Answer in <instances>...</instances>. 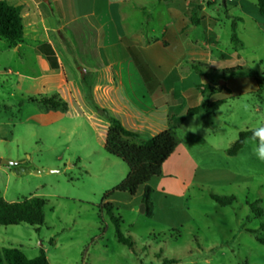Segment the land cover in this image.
Returning <instances> with one entry per match:
<instances>
[{
    "label": "rangeland",
    "instance_id": "374dc122",
    "mask_svg": "<svg viewBox=\"0 0 264 264\" xmlns=\"http://www.w3.org/2000/svg\"><path fill=\"white\" fill-rule=\"evenodd\" d=\"M226 1L206 4L211 22L218 21L217 38L203 29L190 38L218 46L226 55L220 67L240 66L244 73L223 75L222 69L218 72L206 61L197 60L192 50L174 71L191 75L181 84L192 95H200V85L209 83L219 89L212 100H225L224 114L218 110L209 116L178 119L180 128L175 132L197 153L198 165L184 196L169 194L164 209L149 217L141 212L143 188L135 196L115 192L109 201L131 247L118 241L116 225L103 205L105 195L125 180L129 166L105 150L109 118L121 120L128 129L138 128L142 138H150L154 131L168 129L166 116L171 112L168 107L152 108L141 73L125 60L106 71L91 73L87 82L78 83L80 94L76 92L75 97L64 94L68 111L54 122L37 125L13 120L12 137L0 140V196L8 202L41 196L49 205L45 224L40 227L0 225V251L20 248L28 258H35L44 250L50 264H264V245L258 241L263 235L259 228L264 222V163L252 155L248 139L236 156L227 154L240 132L264 124V91L257 92L258 85L250 75L264 74V27L248 18L232 19L230 15L242 14L231 5L225 9ZM233 23L240 44L232 41ZM204 24L207 26V20ZM160 26L155 19V36L160 37ZM146 52L162 62L159 67L154 62L150 66L160 77L158 89H173V83L161 78L174 66L170 60H178L174 51L161 47ZM6 64L10 73L4 69ZM197 65L200 71L195 69ZM33 68L0 54V121L17 115L16 110H4V105L22 96L15 71ZM245 103L250 105L248 112L243 110ZM185 104L194 106L188 101ZM220 115L222 127L215 122ZM139 124L144 125L139 128ZM191 127L196 131H189ZM2 159L22 160L29 169L15 171L2 165ZM162 177L153 179L151 186ZM180 188L172 185L170 190L179 192ZM212 195L236 200L223 206ZM255 203L262 209V217L252 209Z\"/></svg>",
    "mask_w": 264,
    "mask_h": 264
},
{
    "label": "crops",
    "instance_id": "0c3cea01",
    "mask_svg": "<svg viewBox=\"0 0 264 264\" xmlns=\"http://www.w3.org/2000/svg\"><path fill=\"white\" fill-rule=\"evenodd\" d=\"M4 1L10 5L22 7L24 40L17 46H12L0 38V54L8 55L17 64L18 62L23 65L31 64L34 68L29 72L15 71L19 78L16 87L22 92V96L14 103L4 105V110L11 112L16 110L17 115L15 118L0 121V140L12 137L11 129L14 119L20 124L48 125L64 113L61 110L42 111L28 102L27 96L58 92L63 99L64 94L75 97V94L80 91L78 83L82 82L85 75L106 71L108 67L120 65L125 60L140 72L133 58L130 57L129 47L138 53L139 50L143 52L139 53L142 63L149 68L153 62L158 67L162 62L151 59V55H148L146 51L161 47L165 51H174V57L178 60L174 58L170 60L169 64L174 66H170L168 73L161 78L162 82L173 83L171 86L174 87L173 89L164 90L161 87L158 89L160 77L153 73L150 76L141 73V78L148 88L146 90L151 99L152 108L157 110L162 107L169 108L171 112H168L166 116L167 121L169 120L167 127L174 131L180 128L178 119L188 116L187 111L190 108L200 106L203 102L201 93L192 95L188 92L187 86L181 84L191 75L175 73L176 66L192 50L197 60L206 61V64L214 70L219 72L225 69L220 65L226 55L218 46L209 47L206 45V39L205 42L198 40V43L190 38L191 34L201 29L207 30L217 38L215 27L218 21L211 22L212 16L206 12L207 6L201 0ZM230 5L239 9L242 14V17L232 14L230 15L232 19L242 20L244 17L255 20L258 26L264 27V15L260 13L257 0H227L224 4L225 9ZM155 19L161 24L158 30L161 38L155 36L157 33L153 27ZM205 20H207V26L204 24ZM135 35H139V38ZM62 36L71 44L80 66H76L69 56ZM49 47L57 58V68H53L46 55L40 51L41 48L48 50ZM4 67L9 69L7 72H11L12 69L8 64ZM150 71L152 72L151 68ZM200 77L202 78L200 82H204V77L202 75ZM216 95L217 93L212 98ZM186 101L194 103V106H186ZM172 117L176 120L170 121ZM139 125L137 127L140 128L144 124ZM130 129L138 132V128ZM159 132L154 131L151 137ZM177 139L178 146L175 152L163 164V177L152 185L154 216L158 210L164 209V201L169 194L183 197L196 177L197 153L190 149L178 135ZM17 161L25 164L22 160ZM178 184L181 186L179 192L170 190L172 185L178 187Z\"/></svg>",
    "mask_w": 264,
    "mask_h": 264
},
{
    "label": "trees",
    "instance_id": "16d2710c",
    "mask_svg": "<svg viewBox=\"0 0 264 264\" xmlns=\"http://www.w3.org/2000/svg\"><path fill=\"white\" fill-rule=\"evenodd\" d=\"M257 6L260 13L264 15V0H257ZM236 25L233 23L234 33L232 41L239 43L235 35ZM139 38V35H135ZM0 38L4 39L12 46H17L24 40V23L22 17V7L10 5L4 0H0ZM63 42L76 66H80L74 49L71 44L62 36ZM131 57L137 65L140 73L150 76L152 72L147 65L142 63L139 53L128 48ZM46 55L53 68L58 67L57 58L54 51L49 49H40ZM101 52L104 56L103 49ZM200 71L201 66L195 67ZM202 72V71H201ZM244 73L242 67L226 68L222 71L223 75L238 76ZM202 75H205L202 72ZM250 75L254 78L258 85L257 92L264 91V74L260 75L251 72ZM88 76L85 75L83 81L87 82ZM203 102L200 106L190 108L187 111L188 116H196L199 114L212 115L219 110L220 106L225 103V100H212V97L218 92V88L207 83L200 85ZM26 100L36 105L42 111H68L69 104L58 92L30 95ZM110 128L106 135L105 150L108 154L122 159L129 166V174L123 182H121L114 191L108 192L105 195L103 207L111 215V219L116 225V236L118 241L131 247L130 239L126 238L120 230L119 217L113 214L114 205L109 201L115 192L129 193L135 196L140 188H144L142 195V203L145 205V214L149 217L154 216L153 194L154 189L151 186L153 179L162 177L163 164L172 156L178 146V139L173 129H166L153 137L142 138L140 133L128 129L124 126L121 120L110 117ZM176 120L172 117L170 121ZM252 131H242L239 133L238 139L227 150L229 156H236L245 146L246 140L251 137ZM212 198L223 206L232 204L235 197H221L212 195ZM49 201L45 197L31 196L19 202H8L4 197L0 196V225H20L29 224L31 226L40 227L45 224V209L48 207ZM258 203L252 206V209L259 217L263 216V211L259 208ZM260 232L263 234L258 237V241L264 245V222L260 224ZM0 264H50L49 259L41 250L39 256L28 258L20 248H4L0 251Z\"/></svg>",
    "mask_w": 264,
    "mask_h": 264
},
{
    "label": "clouds",
    "instance_id": "9594fccd",
    "mask_svg": "<svg viewBox=\"0 0 264 264\" xmlns=\"http://www.w3.org/2000/svg\"><path fill=\"white\" fill-rule=\"evenodd\" d=\"M243 110L245 112L250 111V105L247 103L243 104ZM219 111L224 114V107L220 106ZM215 122H218L222 127L224 123L223 115L216 117ZM189 131H196V128L191 127ZM251 131L252 135L248 138V141L252 144V155L258 161L264 163V124L254 127Z\"/></svg>",
    "mask_w": 264,
    "mask_h": 264
},
{
    "label": "water",
    "instance_id": "95a60500",
    "mask_svg": "<svg viewBox=\"0 0 264 264\" xmlns=\"http://www.w3.org/2000/svg\"><path fill=\"white\" fill-rule=\"evenodd\" d=\"M1 164L9 166V167H13L14 170L18 171V172L25 171V170L29 169L28 166H26L24 163H21L19 161H11V160L2 159ZM37 172H39V171H37ZM141 212L145 213V205L144 204L142 205Z\"/></svg>",
    "mask_w": 264,
    "mask_h": 264
},
{
    "label": "built area",
    "instance_id": "2783aa9c",
    "mask_svg": "<svg viewBox=\"0 0 264 264\" xmlns=\"http://www.w3.org/2000/svg\"><path fill=\"white\" fill-rule=\"evenodd\" d=\"M204 4L210 3V2H214L216 0H201Z\"/></svg>",
    "mask_w": 264,
    "mask_h": 264
}]
</instances>
